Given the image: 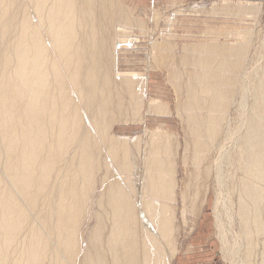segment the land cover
I'll return each instance as SVG.
<instances>
[{"label":"bare ground","instance_id":"obj_1","mask_svg":"<svg viewBox=\"0 0 264 264\" xmlns=\"http://www.w3.org/2000/svg\"><path fill=\"white\" fill-rule=\"evenodd\" d=\"M112 1L0 0V264H167L174 256L171 135L149 133L142 197L136 201L133 147L109 131L136 83V74L116 68L122 29L132 20L127 13L114 17ZM254 10L238 6L236 11ZM246 46L190 47L199 72L188 75L181 111L196 171L183 185L181 199L189 192L195 204L194 184L204 176L200 166L213 164L210 153L216 150V181L227 193L238 190L231 245L215 208L222 252L234 254L237 264H253L262 247L264 264V63L247 73ZM172 71L169 81L177 82L179 73ZM236 91L237 127L223 134ZM164 105L148 104L147 112L164 113ZM108 160L118 171L109 179Z\"/></svg>","mask_w":264,"mask_h":264},{"label":"rangeland","instance_id":"obj_2","mask_svg":"<svg viewBox=\"0 0 264 264\" xmlns=\"http://www.w3.org/2000/svg\"><path fill=\"white\" fill-rule=\"evenodd\" d=\"M114 3L115 5L119 4V6L116 5L118 8ZM236 6H239L242 10L248 9L249 11L254 8L255 10L252 13L247 12L249 14H244L243 11L237 13ZM244 6H248V8ZM223 7H226L225 10H223ZM111 9L110 13L117 19L127 13L129 19L132 20L128 25V29H122L123 38L121 39H123L124 43L122 42L119 44L122 48L120 46L121 51L117 55L116 68L127 74H136V78H133V82L136 83H132V96L129 97L125 95L123 101V105L125 106H123V108H126V110L124 109L125 114H123L124 111L121 112L117 118L120 121L116 120L113 122L109 130L112 134L120 138H126L130 146L133 147L132 150H134V157L136 159V169L133 179L134 184L132 185H135V189L133 188V190L136 192L132 190V187H129V189L132 190L131 195L132 197H142V190H140L144 183L142 159L149 153V133L152 131L169 133V135H171L170 139L172 144V153L170 154L171 160L175 163L176 167L174 176L176 183L174 203L170 204V207L173 206L174 210L173 225L175 231L173 238L175 239L173 241H175V253L170 263L168 262L167 264H237L238 258H236V256L232 257L234 254L232 256H227L228 259L226 255L223 254L220 236L216 227H214V222L216 221L214 212L215 208L218 207L216 211L218 210L220 214L227 233L226 239L228 238L227 241L229 245H231V236L235 234L238 228V221L235 216L238 190L227 193V190L222 188L216 181V171H214L216 167L215 163H217L215 157H217L218 153L216 150L210 153V159L213 160L214 165L211 163V165L205 164L203 166L201 165L202 167L200 166L204 176L202 179L196 180L194 184L198 186V194H200H197L195 197V204L189 202V192H187L185 201L181 199L183 185L191 179L193 173L196 171V168H194L195 166L193 167L190 162L189 126L185 114L181 111V105L186 97L185 90L187 87L186 85L189 83V76L197 70V72H199V69L192 64L193 54H191V49L193 47L205 43L238 45L244 42V45H247L246 49H248L246 50V52H248L246 53V60L248 59L247 61L249 62L245 61L247 73H249L255 65L257 66L258 63V65L264 63V0H113ZM118 9L119 12L117 13L116 10ZM114 13L115 15L117 13L119 16H115ZM131 16L132 18H130ZM121 20L122 19L119 20L120 23ZM124 27H127V25H124ZM126 35L130 36L127 37ZM239 35L241 36L239 37ZM128 39L130 40L128 41ZM247 39L250 40L248 41ZM159 48H162V51L159 52ZM165 48L167 51L169 50V52H165ZM154 51V54H156L158 58L155 56L153 57ZM161 52L164 53L163 55L167 56L169 66L170 68L173 67L172 69L168 68L166 57H164V61L161 60L163 58ZM166 53L169 54V56ZM153 59L156 60L153 62ZM172 70L179 73L177 82L173 80V83L170 82L172 81ZM182 73L184 74L182 75ZM144 79L146 81L145 83ZM246 79V83L250 82L248 74L246 75ZM141 82L144 84H141ZM139 86L142 88H139ZM239 93L240 92L236 91V96L230 105L229 113H227L228 117L226 116L227 121L225 127H223V134L227 132L230 133L237 127ZM247 99L246 105L249 108L252 102L250 93H248ZM133 102L138 104L136 105L135 103L133 105ZM154 102H162L163 105L165 104L166 111L161 114L147 112L148 104H153ZM82 118L85 120L84 123L86 127L90 128L91 123L89 121V116L84 112V114L82 113ZM229 145V142L224 143L226 147H229ZM104 157L106 158L103 152V158ZM184 160H186L185 164ZM113 163L110 161L108 164V179L112 178L113 175V177H115L118 172ZM222 169L225 171L226 169L227 171L229 170L224 166ZM230 171L234 172L233 169ZM103 172L104 169L101 170L100 174L103 175ZM238 176H240V173ZM220 188H222V190ZM133 193L139 194L136 195ZM139 198L136 197L135 200L137 199L136 201H138L140 200ZM197 202L198 205L196 204ZM93 203H95V201ZM223 204L225 207H223ZM95 209L96 205L94 204L92 210L94 211ZM225 209L229 211L230 218L226 216ZM138 211L141 213V209H138ZM228 223L229 225H227ZM85 226V222H83L81 232L84 231ZM260 250L262 251V247L257 248L259 253L254 255L253 264H261Z\"/></svg>","mask_w":264,"mask_h":264}]
</instances>
